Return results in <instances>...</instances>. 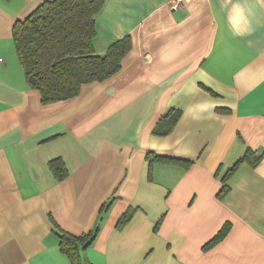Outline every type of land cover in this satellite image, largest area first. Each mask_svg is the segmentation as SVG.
Returning <instances> with one entry per match:
<instances>
[{"label": "crops", "instance_id": "1", "mask_svg": "<svg viewBox=\"0 0 264 264\" xmlns=\"http://www.w3.org/2000/svg\"><path fill=\"white\" fill-rule=\"evenodd\" d=\"M43 1L0 0V264H71L57 231L83 235L99 217L93 264H264V157L218 197L247 149L264 152V0H105L95 49L130 35L131 50L112 77L53 103L29 86L13 39ZM174 108L172 132L156 134ZM149 152L193 164L155 162L150 176Z\"/></svg>", "mask_w": 264, "mask_h": 264}, {"label": "trees", "instance_id": "2", "mask_svg": "<svg viewBox=\"0 0 264 264\" xmlns=\"http://www.w3.org/2000/svg\"><path fill=\"white\" fill-rule=\"evenodd\" d=\"M105 0H45L27 17L18 19L13 26V39L20 63L23 66L29 86L39 91L42 103H53L77 96L84 84L105 81L120 71L124 57L132 48L130 35L113 42L104 52H98L94 46L97 34L96 13ZM228 112V108H220ZM181 110L170 109L154 132L167 135L176 126ZM149 172L155 162L177 164L185 168L193 164L192 160L149 152ZM264 152L247 149L233 166L222 175L223 186L218 197L224 198L230 191L229 178L240 164L248 162L257 166ZM54 175L59 179L67 177V169L61 158L49 162ZM220 171V170H219ZM218 171V172H219ZM136 208L129 207L118 221L122 228L134 215ZM99 217L88 233L75 235L58 230L61 251L67 255L71 264H93L86 256V250L95 241L101 226ZM158 226V225H157ZM231 224L226 222L219 232L203 246L204 250L223 239Z\"/></svg>", "mask_w": 264, "mask_h": 264}, {"label": "built area", "instance_id": "3", "mask_svg": "<svg viewBox=\"0 0 264 264\" xmlns=\"http://www.w3.org/2000/svg\"><path fill=\"white\" fill-rule=\"evenodd\" d=\"M186 2H188V0H165L167 6L171 9L181 8Z\"/></svg>", "mask_w": 264, "mask_h": 264}]
</instances>
